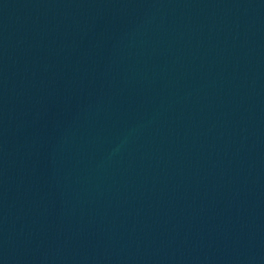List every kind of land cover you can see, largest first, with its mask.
Segmentation results:
<instances>
[{
    "label": "water",
    "instance_id": "1",
    "mask_svg": "<svg viewBox=\"0 0 264 264\" xmlns=\"http://www.w3.org/2000/svg\"><path fill=\"white\" fill-rule=\"evenodd\" d=\"M0 264H264V0H0Z\"/></svg>",
    "mask_w": 264,
    "mask_h": 264
}]
</instances>
